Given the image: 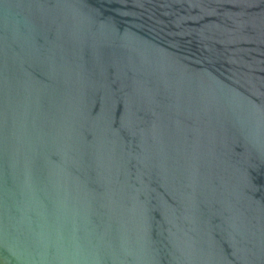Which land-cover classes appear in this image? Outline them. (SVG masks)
Listing matches in <instances>:
<instances>
[{"label":"water","instance_id":"water-1","mask_svg":"<svg viewBox=\"0 0 264 264\" xmlns=\"http://www.w3.org/2000/svg\"><path fill=\"white\" fill-rule=\"evenodd\" d=\"M0 264H264V0H0Z\"/></svg>","mask_w":264,"mask_h":264}]
</instances>
